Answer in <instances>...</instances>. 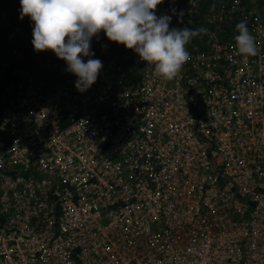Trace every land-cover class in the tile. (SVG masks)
Returning a JSON list of instances; mask_svg holds the SVG:
<instances>
[{
  "label": "built area",
  "instance_id": "2783aa9c",
  "mask_svg": "<svg viewBox=\"0 0 264 264\" xmlns=\"http://www.w3.org/2000/svg\"><path fill=\"white\" fill-rule=\"evenodd\" d=\"M241 21L257 56L237 51ZM185 26L203 31L173 79L110 52L83 93L53 51V79L14 52L0 264H264V4L182 5Z\"/></svg>",
  "mask_w": 264,
  "mask_h": 264
},
{
  "label": "clouds",
  "instance_id": "9594fccd",
  "mask_svg": "<svg viewBox=\"0 0 264 264\" xmlns=\"http://www.w3.org/2000/svg\"><path fill=\"white\" fill-rule=\"evenodd\" d=\"M163 0H20V19L34 22L32 45L36 52L53 51L66 62V71L78 79L81 93L90 89L103 69L100 59H92L94 37L101 31L108 40L134 51L144 62L154 65L165 79H173L190 58L187 45L203 29L188 26L170 28L172 17L157 16ZM195 6V0H189ZM183 16V12L180 13ZM237 51L257 56L259 47L247 21L236 24ZM106 47V46H104ZM84 58H88L85 62Z\"/></svg>",
  "mask_w": 264,
  "mask_h": 264
},
{
  "label": "trees",
  "instance_id": "16d2710c",
  "mask_svg": "<svg viewBox=\"0 0 264 264\" xmlns=\"http://www.w3.org/2000/svg\"><path fill=\"white\" fill-rule=\"evenodd\" d=\"M222 0H195V6H192L189 0H163L157 6L156 15H169L172 17L171 24L175 21L180 7L185 6V12L204 11L207 8L218 4ZM250 1V0H245ZM258 4L263 5L264 0H256ZM21 4L20 0H0V98L4 94L8 82V74L14 68L20 65L18 60H13L12 56L15 51H21L24 56L26 65H33L40 72L41 76L53 79L54 72H51L47 66L50 59L51 50L36 52L32 45V31L34 22L31 18L25 16L20 19ZM170 24V25H171ZM106 46V47H104ZM91 49L95 53L92 59H100L103 63L110 57V52L120 55L122 52L129 53L134 61V68L142 63L139 55L125 46L108 40L103 31L99 36L94 37L91 42ZM85 62L88 58H84ZM65 66L66 62L64 61ZM132 74V76H135ZM3 108V102L0 99V110Z\"/></svg>",
  "mask_w": 264,
  "mask_h": 264
}]
</instances>
